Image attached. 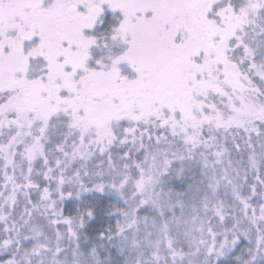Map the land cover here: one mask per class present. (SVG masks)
I'll return each mask as SVG.
<instances>
[{
  "label": "snow or ice",
  "instance_id": "1",
  "mask_svg": "<svg viewBox=\"0 0 264 264\" xmlns=\"http://www.w3.org/2000/svg\"><path fill=\"white\" fill-rule=\"evenodd\" d=\"M0 264H264V0H0Z\"/></svg>",
  "mask_w": 264,
  "mask_h": 264
}]
</instances>
